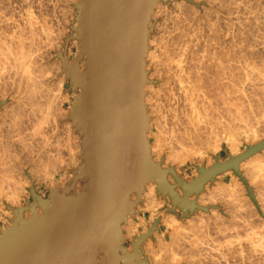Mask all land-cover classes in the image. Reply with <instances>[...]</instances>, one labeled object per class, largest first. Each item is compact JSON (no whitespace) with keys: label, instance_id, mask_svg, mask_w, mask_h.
Returning <instances> with one entry per match:
<instances>
[{"label":"rangeland","instance_id":"rangeland-1","mask_svg":"<svg viewBox=\"0 0 264 264\" xmlns=\"http://www.w3.org/2000/svg\"><path fill=\"white\" fill-rule=\"evenodd\" d=\"M26 1L27 0H0V33H1L0 34V48H1L0 50H2V51H0V55L2 58L6 55H9L10 57H13V55H15L17 57L20 56V53L22 52V50H23V52H25L24 50H27V49H28L27 51L30 50V48H28V45L31 46V44H28V43H29V41L35 39L33 37V33H35L34 35H36V33H37V36L40 34L39 36L41 38L39 36L38 37L40 38L41 44L45 42L47 44L44 43L43 45H46L47 47L44 46V47H46V48H44L43 45L39 44V38L38 37H37L38 41H36L37 39L34 40L38 43L32 41V47L34 46V44H36V45L39 44L40 45L39 47H41L40 49L41 50L43 49L42 50L43 52L40 50L42 53L40 51H39L40 52L39 53L37 51L38 47L36 48L37 50L34 48L36 46L33 47L34 50L31 47V51L32 52L35 51V54H36V52H38L37 55L38 56L40 55V57H41V58L36 57L35 62H37L38 64L35 63L34 64L35 66L34 65L33 66L35 68H38L37 66L39 65L40 69L39 68L38 69L41 70L42 65H43L42 67L47 65V67H46L47 71H45L46 68H44V70H42L40 72L44 73V78L45 77H47V79L49 78L48 79L49 83H47L48 80L46 78L45 79L47 81L43 78L45 81L44 84H47V85L42 84L43 81H41L40 82L41 86H39L38 89H40L41 87L43 89L46 86L45 87L46 89L44 88L45 91L47 90L46 92L44 91L45 93H47L46 95L43 92V90L41 89L42 95H40V96L45 97L44 101L43 100H42V102L40 101V103H43L42 105L46 104L45 101L47 100V95H50L51 94L50 92H53L49 96V97H51L50 98L51 101H49L50 99H48L47 100L48 106L46 105L48 108L50 107V109H53V110H50L52 112L51 113L50 111L48 112L49 109L46 106H45V109L42 107L44 111L42 112V110H41L42 113L39 112L40 115L37 113L38 111L36 112L37 116H36V114L34 116V117H36L34 120L35 122L33 121V119H34L33 116L31 118H29V120L32 119V120H30V121H32L31 123L28 121L27 118H25L27 116H25L26 114H24V113H26L27 111L24 109H23L24 112L22 110H20V116L22 115V117H23V115H24V118L27 119L25 124H24L25 127H28V128H24V130L25 129L27 130V131L25 130L26 135H28L29 132H31V133H29V135L32 134V131H33L32 126L33 125H34V127H33L34 129L38 130V128H40L36 132L33 131V132H35L34 134H36L38 139H36L37 137L34 134L33 135L36 137L35 138L36 140L33 138L34 136L31 135L30 136L31 138L30 137H28V138H30V140L32 139V143L30 145H27V144H29V143H27L26 144L27 146H25V142H28L27 139L25 141L22 138V140L25 142L20 140V138L15 140V138H17V136L18 137H22V136L24 137L25 132L21 131L22 134L24 133V135H22L21 133L18 134L17 131H15V134L17 133L18 135L16 134L17 135L16 137L12 136V138H14V140H15V143H14L11 136H10V139L6 138V137H9L7 135H10L11 133L13 134V132H11L12 130L10 131L9 130L10 128L6 127L5 124H4L5 127L2 126L3 132H4V130H5V132H6V130H8L6 133H8V132H11V133H8V134L4 133V134H6V137H4L5 135L3 134V132H1L2 134L0 133L1 135H4L2 137H4L6 139L5 140L3 138L4 139L3 140L1 137V142L3 144L1 143L2 148L1 147L0 148L3 149L4 152L7 151V152H5V154L11 153L10 155H13V156L10 157V155L8 154L9 156L8 155L7 156L9 159H7L6 156H3V155H5L4 152L0 153V156L1 157L3 156L2 160L7 159L6 161H8V165H6L7 166L6 167L5 164H7V163L4 162V164H3L4 160L0 163L2 165H4L5 169H7L8 166L11 164H12L11 167L12 168L14 167V168L13 169L11 168V173H10V166H9V168L7 169L9 172H6L7 174H5V173L2 174L3 170H5V169L1 168L3 166L0 165L1 170L3 169L2 171H0V175H1L0 178H2V176L4 178V179L2 178V180L0 179L1 180L0 188H3L0 190V195H1L0 196V231H5L7 228H11L12 220L14 219V211L15 210H17L19 208H24V207L30 206L33 203V200H32L31 195H30L31 189H33L35 194H37L39 197H41L44 200H47L49 198L51 191L63 190L66 188V186L70 183L71 179L74 177V172L81 165V161L79 159V157L81 155V152H80L81 151V149H80L81 148V145H80L81 139H80V136L77 135L78 134L77 131L75 132V128L73 126L74 124H71L73 122L70 121L68 118L71 116V111H72L71 110L72 109L71 104L73 102H75V100H76L75 99L76 93H75L74 89L71 88L70 81L66 78L65 74L62 72L61 60L59 59V54H62L65 51L64 46H67L66 55H67L69 63H71L78 55L77 42L73 38L75 37V34H74L75 20H76V18H75V14H76L75 6L79 2V0H42L44 3L41 0H32V1L28 0L27 2ZM180 1H181V3H180ZM190 1H191V3H189L185 0H178L175 2H171V3H166V4L160 3V4H158L159 8H157L158 5L155 7V9L152 13L151 19H150L149 28L151 29V33L149 35L150 36L149 42H153L155 40H156L155 42L162 41L164 38H166L165 40H167V39L168 40L165 42H168L169 45L165 42L164 43H165V45L167 44L169 46L168 49L171 50V49H173V46L175 44L177 46V43L179 42V40L183 39L182 41H180L178 43V46H177L178 48L176 46H174V48L176 51H179V55L180 54L182 55V56L180 55L179 60H183V61H180V63L183 62V63H181L182 64L181 68H182V66H184V68H185L184 75L186 72H187L186 74H188V72H189L188 76L187 75L184 76V78L187 77L189 79V80H187V78H185V83L188 84V82L190 80L191 81L193 80L192 82H194V83L189 82L191 84L189 86H192V88H194V86H196L198 83L199 84L201 83L200 86L202 85L201 86L202 88L199 86V84L197 85V87H198V89H199V87L201 88V90H202L201 93H203L206 96V98L204 95H200L201 94L199 92L200 89L198 91V89H196L197 87H195L196 92L197 93L199 92L198 97L201 96L202 98L204 97L205 99L204 98L199 99L196 96L198 99L195 100V98H196L195 97L194 100L196 102H197V100H198V102H199V100H202V101L205 100L203 102L204 104L201 103V101L199 103L197 102L198 105H200V106H198V105L197 106L200 108L204 106L203 107L204 109L206 108L205 106H207V108H209L211 111L209 109H205V111L208 110V113H207L204 111L203 108H201L205 112V113H203L202 110L200 108H198L202 113L200 111L199 112H200V114H204V115H206V113H207V116H209V117L207 118V116H202L205 118V119H203V121L207 120L208 122H210V120H211V122L213 124H215V126L217 125L216 127L214 126V128H216V129L213 128L214 131L212 130L210 132L209 129L206 128L208 131L207 132L206 130H203L205 128L204 127L205 123L199 124V125L196 123V126L194 127V129L191 127V130L193 132V133L191 132L193 134V136H192L191 133L189 132L190 130L188 131L189 128H187V126H186V125H190V124H186V125L184 124V123H186V121H187V123H189L188 122V116H190L191 112L189 113V111H191V110L189 109L188 105H187L188 107L186 106L187 103L180 100L181 102H179L178 105H176L177 106L176 109H173V108L172 109L175 110V112L180 111V110H178V108H181L182 106L179 107V105H183V103H184L183 108L186 110L187 113H189V115L187 113H185V110L183 108H181L180 113H178V112L175 113V116H173L171 113H169L170 111L167 109V107L170 104L169 103L170 101H168L170 99H168L167 98L168 96H166V94H165V93L169 92V91H167L168 87L166 84H165L166 85L165 87H164V84H163V87H162V84L161 85L158 84V86H156L155 88L153 87V89H152L153 91L150 90L151 92L146 89L147 90L146 96L148 95L147 96L148 100H146V101L148 103L145 104V105H147L148 112L153 111L154 108H152V107L155 104L160 103L159 105H162V106H159V105L154 106L156 113L154 114V111H153L152 112L153 114H151L149 116L151 119V122H149L151 130L148 133L147 138H148V142H149V147H150V149H152V150H150V153H151V158H152L153 162H155L156 164L157 163L160 164L161 168H163V169H166L169 167L173 168L175 170L177 176L186 182H189L193 178L197 177V169L198 168H209L213 164H215L216 159H219L220 161H224L229 156H236V155L242 154L244 151L247 150L248 147L255 146V145L264 141V49H263L264 48V21H263V18H264V0H234V1L232 0V2H230L231 0H229V1L228 0H215V1L214 0L213 1L212 0H190ZM210 1H211V3H210ZM223 1L224 2L226 1V4ZM13 4H14V6H13ZM27 5H29V6H27ZM41 5L44 7H42ZM180 6H181V8H180ZM39 7H41V8L39 9ZM177 7H178V9H177ZM182 7H184V8L182 9ZM26 8H28V10H26ZM187 8H188V10H187ZM246 8H248V10ZM185 9H186V11H185ZM224 9H225V11H224ZM253 10H254V12H253ZM256 10H258V11H256ZM44 11H45V14H44ZM47 12L51 13V14H48ZM165 12H167V14H165ZM231 12L233 14H231ZM26 13H28L29 15ZM32 13H33V16L36 15L37 17L31 16ZM171 13H172V15H171ZM205 13L208 15H206ZM26 15H28L27 17H29L30 20H28L29 18H27ZM177 15L178 16L180 15V16L178 17ZM256 15H258V16L256 17ZM56 16H57V18H56ZM171 16H173L172 19H170ZM204 16H207V17L205 18ZM43 17H45V18L43 19ZM192 17H194V18H192ZM22 18L23 19L25 18L26 22H24L25 20H23ZM218 18H219V20H218ZM238 18H239L240 22L238 21ZM259 18H261V19H259ZM204 19H205V21H204ZM15 20H16L17 24L15 23ZM34 20L37 23H35L33 26ZM37 20L40 21L39 22L40 24H38ZM199 20H201V21H199ZM8 21H9V23H8ZM42 21L44 24H45L44 21H46L50 24L49 25L48 23H46L49 27L47 25L43 26L44 29H46L47 27H48V29H46V30L40 29L43 25ZM171 21L173 22V24ZM208 21H210V22L212 21V22L207 23ZM160 22H162V23H160ZM165 22H167V24H165ZM29 23H31V24H29ZM7 24H9V25H7ZM168 24L172 25V27L169 26ZM190 25H191V27H190ZM197 25H198V27H197ZM207 26H208L209 30H208ZM22 27L23 28L26 27V28L23 29ZM211 27L213 30L211 29ZM185 28H186V30H185ZM36 29H38V30H36ZM176 29H177V31H173ZM214 29H216V30H214ZM32 30H34L35 32L33 31V33H31ZM42 30H43V32H42ZM188 30L190 32H188ZM21 31H22V36H21ZM25 31L27 32V36H26ZM170 31H172L173 34H172V32L170 33ZM23 32L25 33L24 35H23ZM165 32H167L168 34ZM178 32H179V35H178ZM216 32H218V34ZM17 33L21 36V37L19 36V39H21L22 41H19V42L20 43L22 42V44H21L22 48H21V45L18 48V45L20 43L17 40V38H18ZM28 33H31L32 34L31 37H33L34 39L32 38L30 40V34H28ZM59 33H62V34H59ZM43 34H44V36H43ZM165 34H166V37H165ZM175 34L177 36H174ZM193 34H194V36H193ZM46 35H48V36H46ZM25 36L29 37L28 38L29 40ZM157 36L161 40H159L157 38ZM160 36L163 37V39ZM186 36H187V38H186ZM170 37H172L173 39ZM182 37H184V38H182ZM22 38L27 40V43ZM47 38H48V40H47ZM153 38L155 40H153ZM169 38H170V40H169ZM12 39L15 40V42H13ZM41 39H42V41L44 40V42H42ZM3 40L6 42H4ZM45 40H47V42ZM66 40H67V43H66ZM11 41H12V43L10 44ZM170 41H172V42H170ZM23 42L25 43V45L28 44L27 47L23 44ZM155 42L153 45H151L152 43L149 44L150 51H155V49L153 50V48L157 49ZM190 42H192V43H190ZM4 43H7V44L4 46ZM13 43L15 45H13ZM16 43H17V45H16ZM171 43H173L172 44L173 46H171ZM9 44H10V47H9ZM49 44H50V47L48 46ZM185 44H188V45H185ZM179 45H180L181 49H179ZM184 45H185V47H184ZM200 45H203V46L201 47ZM23 47H24V49H23ZM170 47H172V48H170ZM188 47H190V48H188ZM6 48L9 50L8 52H7ZM10 48H11V50L13 49L14 51H11ZM16 48H18L20 50H18ZM177 49H179V50H177ZM187 49H189V50H187ZM214 49L215 50L217 49V50L215 51ZM45 50H46V54L48 53L47 56H45L46 55L44 53ZM213 50H214V52L212 53ZM1 52L5 53V54H3V53L1 54ZM194 52H195V54H194ZM190 53H192V54H190ZM195 55L199 58H197ZM205 56H206V58H208V60L206 58H204ZM207 56H209V57H207ZM215 56H216V59H215ZM220 56H221V58H220ZM181 57H182V59H181ZM183 57L186 59L184 60ZM2 58H1V60H2L1 63L4 64L5 62L3 63V60L5 59V57H4V59H2ZM213 58L215 60H213ZM6 59H8V56ZM14 59L12 58L9 61L6 60V63L4 66H2V64L0 63L1 64L0 66L5 67L6 71H9L11 68H9V70H7L8 67H12V64L14 65V63H16L14 61H17ZM37 59H38V61L39 60H41V61L38 62ZM202 59H204V60H202ZM43 60H44V63L42 64ZM201 60H202V62H201ZM146 61H147V66H146L147 76L150 74H153L152 80L156 79L158 81L159 76L157 77L156 75H154V73H155L154 67L152 66L151 63H148V62H150V60L146 59ZM193 61L194 62L196 61L197 63L196 62L194 63ZM198 61H200V62H198ZM202 63L204 64L203 66H202ZM219 63L222 64V66H220ZM36 64H37V66H36ZM40 64H41V66H40ZM8 65H10V66H8ZM196 65H199V67H197ZM208 65L210 68L208 67ZM81 66H82V63L80 64V67ZM204 66L205 67L207 66L208 68L206 67L204 69L203 68ZM219 66L223 70H221L220 68L217 69V67H219ZM196 67L198 68V70ZM201 68H203V69L201 70ZM49 69H50V71H49ZM190 69H192V70H190ZM11 70L9 71L10 73H11ZM14 70H12V73H11V75L13 74V76L15 75ZM33 70H34L33 71L34 73L37 72L36 69L33 68ZM35 70H36V72H35ZM205 70H206V73H205ZM216 70L217 71L219 70V72L221 74L218 73ZM198 73H201L202 75L199 74V76H198ZM37 74L38 73H36V75ZM196 74H197V76H196ZM6 75H8V74H6ZM9 75L4 76V78H6V80H8V84L12 83V81L9 82L10 80L14 81L15 78H17V77H15L12 79V76L10 75L11 76V78H10ZM190 75H191V77H190ZM217 75L219 77H217ZM193 76H196V77H193ZM209 76L211 78H209ZM221 76H223V77H221ZM39 77L42 78V74ZM192 77H193V79H192ZM206 77H208V78H206ZM220 77L222 79H220ZM0 78H1V76H0ZM58 78L63 80V84H62V87L60 88L59 92H57L58 88L56 86V82H57ZM203 78H205V79H203ZM198 79L200 82L197 81ZM211 79H212V82H211ZM0 80H1L0 81V83H1L0 84V96H1L0 97V104L3 100H5L7 98L11 99L13 97L16 99H13L14 100V102L12 101L13 104L11 102V104H8L7 107H9V105L10 106H12V105L14 106V104L16 105L17 96L15 97V95L18 94L17 93L18 88L15 86H17V84H16L17 80L15 82H13L16 85L12 83L13 84V85L11 84L12 86L9 84L10 87L7 86L8 84L5 85L7 83V81L5 79H0ZM186 80H187V82H186ZM216 80H218V81H216ZM5 81H6V83H5ZM18 81H19V79H18ZM201 81H203V82H201ZM220 81L222 83H219ZM195 82L196 83L198 82V83L195 85ZM202 83H204V84H202ZM207 83L208 84L210 83V84L208 85ZM219 84H221V85H219ZM4 85L6 86V88H8V90L6 88H4L5 87ZM149 85H150V83H149ZM210 86H213L215 88L210 87ZM187 87H188V85H187ZM3 88L6 90H4ZM9 89H10V91H9ZM14 89L17 90V91L15 90L16 93L13 91ZM161 89H162V92H160ZM203 89H204V91H203ZM215 89H216V91H215ZM218 89L219 90L221 89L222 92L219 91ZM158 90H159L160 94L161 93L163 94L165 92L163 94V96L165 95V99H163V96H161L158 93ZM5 91H6V93H8L7 91H9V93L5 94L4 93ZM43 93H44V95H43ZM210 93H212V95ZM221 93H223V94H221ZM158 94L161 97L160 96L158 97L157 96ZM219 94H220V97H219ZM2 95H5L3 97H6V98H3ZM167 95H168V93H167ZM195 95H197V94L195 93L193 96H195ZM207 96L209 99L207 98ZM211 96L213 99L211 98ZM217 96H218V98H217ZM223 96H225V97H223ZM227 96H228V98H226ZM154 97H157V98H154ZM39 98H41V97H39ZM41 99H43V98H41ZM52 99L54 101H52ZM166 99H168V100H166ZM214 99H216V100L214 101ZM225 99L228 101L226 102ZM162 100H163V102L161 104ZM164 100H166V102H164ZM158 101H159V103H157ZM211 101H213L214 103ZM222 101H225L224 103H226V104L224 105L222 103ZM50 102H51V104H50ZM171 103H173V101ZM208 104H210L209 105L210 107L214 106V109H213V107L210 108L208 106ZM220 104H222V105H220ZM230 104H231V106H230ZM226 105H228L227 106L228 108L225 107ZM185 106H186V108H185ZM215 106H217V107H215ZM157 107L158 108L164 107V108H161L160 112L157 113V110H156ZM165 107H166V109H165ZM170 107H171V105H170ZM13 108H15V107H13ZM162 109L163 110L165 109L164 115H166L167 117L164 115H163V118H161L162 116L159 117V114H161V113L163 114ZM187 109H189V110H187ZM215 109H217V110H215ZM226 109H227V111H226ZM228 109L230 111H233V112H229ZM10 110L12 111V108H10V109L7 108L5 110L4 108H1V106H0V116L4 115V116H2L3 118L2 117L1 118L4 119L6 117V115L8 116ZM222 110L224 111L223 113L225 115L222 113ZM45 111H46V113H45ZM54 111L56 114L54 113ZM218 111H220V112H218ZM216 112L218 115L216 114ZM225 112L227 113V115ZM21 113H23V114H21ZM59 113H61V114H59ZM166 113L171 114L173 116V119H175L174 117H177V119H175V121H171V120H173V119H171L172 116H170L169 114L167 115ZM181 113L187 114L188 116L184 115V118H183ZM228 113H230L231 115H229ZM180 114H181V116H179ZM10 115H11V113H10ZM210 115L211 116L214 115L215 117L214 116L211 117ZM44 116H46L47 118ZM168 116L170 118H168ZM185 116H187V117H185ZM225 116H226V118H225ZM43 117L46 119V121H44L45 119ZM49 118H50V120H49ZM155 118H157V120L159 119L160 122L162 120V122L161 123L159 121L156 122ZM182 118L184 120H186V119L187 120L181 122L180 120H182ZM230 118H233V119H230ZM5 119H7V118H5ZM25 119H22V120L25 121ZM39 119L41 120L40 122H39ZM163 119H164V121H163ZM169 119H171V120L169 121ZM1 120H0V125L3 124L2 122L4 121L3 120L1 122ZM27 121L29 123H27ZM42 121H44V124ZM165 121H166V123L168 122V124L170 122H172L173 125L171 123L169 124V125H172V127H176L175 123L177 125L179 123H182L184 128L186 126L187 132H189V133H186L185 132L186 129H184V134L191 136V137L190 138L186 137L187 138V141H186V139L184 138L185 135L182 136L183 135L182 124H180L181 125L180 128H177V129L173 128L174 132L176 130V132L180 133V134H177V133L175 134L172 131L171 127L168 125V127H170V128L164 127V129H165L164 135L165 136H163V135L161 136L160 135L161 133L159 131L162 130L163 128L162 129L160 128L159 131H157V130H158V127L160 126V124H162V123L164 124ZM201 121H202V119H201ZM225 121L226 122L228 121V124L230 126ZM32 123H33V125H32ZM37 123L38 124L41 123L40 126ZM154 123H155V126H154ZM156 123L159 125H156ZM35 125H37V128H35ZM180 125H178V126H180ZM200 125L201 126L203 125V126L200 127ZM156 126H158V127H156ZM164 126H165V124H164ZM198 126L203 130V132L205 131L204 132L205 134H203L202 130L201 129L199 130V128H197V130L200 131L202 134L199 132V134H200L199 135V134H197L198 132L197 133L195 132V130H196L195 128ZM224 126H226V127H224ZM227 126H229V127H227ZM188 127H190V126H188ZM217 127H219V128H217ZM29 129H30V131H29ZM168 129H170L172 132ZM178 129L179 130L181 129L182 131L181 130L179 131ZM215 130H217V131H215ZM156 131L159 133L157 134ZM167 131L174 133L176 136L168 133L170 135V137H167L166 136V135H168ZM162 132H163V130H162ZM181 132H182V134H181ZM206 132L208 134H206ZM38 133H40V134L37 135ZM73 133H75V134H73ZM209 133L212 136L209 135ZM212 133L213 134L215 133V134L213 135ZM15 134H13V135H15ZM194 135H196V136L194 137ZM172 136L175 138H172ZM42 137H43V139H42ZM44 137L48 138L49 140L48 139L46 140V138L44 139ZM176 137H178L177 139H179V137H180V139H182V140L179 139L180 140L179 144L176 141ZM25 138H27V136L24 137V139ZM157 138H159V139H157ZM163 138L165 140L172 138L171 139L172 143L174 142L175 145L178 144V145H176L177 150H179V148H180L182 151L179 150V152H178L176 150V152H175V150L172 148L174 146V144L171 143V140L169 139L170 140L169 143L173 145L172 147L168 146V143H166ZM183 138L185 139V141L183 140ZM174 139H175L176 143H175V141H173ZM17 140H19V141H17ZM34 140H35V142L33 143ZM37 140H39V141L36 142ZM154 140H156V141H154ZM157 140H159L158 145H157ZM6 141H8V144L10 143L14 147L11 146L10 144L8 145ZM198 141H199V143H198ZM20 142L24 143L23 145L25 146V149L22 148L24 146L20 147V145H19ZM41 142H43V143H41ZM49 142H50V144H49ZM164 142L166 143V146H165ZM180 142H184L183 143L184 146H179L180 144L182 145V143H180ZM185 142L186 143L188 142V143L186 144ZM4 143L7 146H5ZM17 143H18V145H17ZM41 144H43V146L46 147L45 149H47L46 153L44 152V154H43V150H45V149H44V147L40 146ZM46 144L49 147L50 146L51 147L49 148L48 146H45ZM31 145H34V146H31ZM4 146L6 149L4 148ZM16 146H17V148H15ZM156 146H158V147L156 148ZM167 146L169 147L168 149L166 148ZM193 146H195V148ZM26 147H28V148L31 147L30 148L31 150H29V149L27 150ZM52 147H54V148H52ZM185 147L186 148L189 147V148H187L188 150H186V151H185V149L183 150V148H185ZM8 148L10 149L9 150L10 152L8 151ZM161 148H163V149H161ZM171 148L173 151L171 150ZM13 149H14V151H13ZM3 150H1L0 152H2ZM77 150H78V152H77ZM159 150L162 153L159 152ZM32 151L33 152L35 151V153H36V154L33 153L34 156H32V157H34V158L30 157ZM154 151H155V153H154ZM183 151L185 152L184 154H186L188 151V153H187L188 157H186L184 155L183 157H181V159L179 161L173 162V163L170 160L167 161L168 157H166V156H168V155L170 156L173 152L177 153L178 155L181 152L180 155L182 156ZM13 152H15V153H13ZM47 152H50V154ZM175 153H173V154H175ZM46 154L47 155L49 154V158H50V155L52 156L51 160H49L50 163L49 162L44 163V161H43V159L45 160L46 158H47L46 160H48V156L44 158V156ZM56 154H58V156ZM40 155H41L42 159H41ZM42 155H44V156H42ZM257 155H260V156L257 157ZM1 157H0V161H1ZM13 157H14V159H16L15 162H14ZM73 157H74V159H73ZM37 158L41 159L42 163ZM251 158L253 160L252 159H248V160H251L252 162L246 160L245 162H243L244 165H242L243 163H241L239 165V171H240L243 179L245 180L247 187L250 189V191H252L251 192L252 198L249 195L245 184L232 171L227 172L221 176H218L215 179V181H213L212 183L206 184L204 186V189L202 192H200L198 195H193L191 197V200L195 201L199 206L208 208L207 212H203V211L198 210V211H195L192 214H190L188 217L183 218L182 214L177 211L176 214H165L162 217V220L158 226L159 232L153 233L152 237L149 238L142 246L144 257L146 258V260L150 264H192V263L193 264H264V150L262 152L256 154L255 156L251 157ZM9 162L11 164H9ZM39 162H40V164H39ZM48 163L51 165H49ZM164 163H167V164H165L166 166H164ZM42 165L44 166V168H42L43 167ZM48 165L52 166V167L49 168ZM22 166H24V167H22ZM34 166H37V167H34ZM53 166H56V167H53ZM241 166H242V168H241ZM39 167L41 168V170ZM253 167L254 168L256 167L255 168L256 170H254ZM45 168H47V172L44 171ZM251 168H252V172L254 171L252 174H251ZM55 169H56V171H55ZM7 170H5V171H7ZM249 171H250V173H249ZM42 172H43V176H42ZM44 174H45V176H44ZM253 174H254V177H252ZM9 177L11 180H9ZM11 177H14V178H11ZM17 177L20 179H18ZM168 178H167L168 181L171 180V182L169 181V183L174 186V181L170 177H168ZM7 180H9V181H7ZM13 181L15 184L13 183ZM2 182L5 184H3ZM2 184H3V186H2ZM7 184L10 186V188ZM19 184H20V186H18ZM23 184H25V185H23ZM155 187L156 186L153 183L146 185L144 193L142 195V201L138 206V210L136 211L134 217L129 219L130 223L128 222V224L125 225L123 228V241H124L123 246L126 247L129 252H130V249L132 247L131 246L132 241L136 240L138 236L146 233L147 228L149 226H151V224L154 222V220L158 216H161L164 213H166V211L171 207L169 204L168 198L166 200H164L160 196L157 195ZM81 188H82V185L77 184L75 187L76 192H80ZM16 189H17V191H16ZM150 189H152V194H154V195L148 196V191ZM16 192H17V194H16ZM176 192L180 196H182V193L179 189H176ZM214 192H217V193L221 192L222 194L215 196L216 193L214 194ZM11 193H13V194L11 195ZM227 193H229V194H227ZM15 195L17 198L15 201H13L15 199ZM151 197L154 198L153 203H152V201H150ZM134 199H135V197L132 198V200H134ZM6 200H8V201H6ZM13 202H15V203H13ZM146 206H149L150 208H148ZM29 215H30L29 213L24 214L25 218H27ZM175 215H178V216L175 217ZM169 221L171 222V224L169 223ZM180 228H182V229L180 230ZM174 236H176L175 239H174ZM195 242L197 243V245ZM193 245H196V247ZM199 247L201 248V250L199 249ZM193 249H194V251H193ZM190 250H191V252H190ZM194 256H196V257H194ZM196 259H197V261H196ZM189 261H191V262H189Z\"/></svg>","mask_w":264,"mask_h":264},{"label":"water","instance_id":"water-1","mask_svg":"<svg viewBox=\"0 0 264 264\" xmlns=\"http://www.w3.org/2000/svg\"><path fill=\"white\" fill-rule=\"evenodd\" d=\"M160 1L178 0L76 4L73 39L78 55L69 63L64 46L59 59L76 93L69 120L82 139L81 165L66 188L51 191L47 200L31 189L33 203L15 210L11 228L0 231V264H149L142 246L159 232L162 217L177 211L183 218L207 212L191 197L218 176L232 171L252 198L239 165L262 152L264 141L224 161L216 159L209 168H198L189 182L151 158L143 88L150 83L145 62L150 19ZM152 183L171 207L132 241L129 252L121 227L134 217L146 185ZM77 184L82 185L80 192ZM25 213L30 215L25 218Z\"/></svg>","mask_w":264,"mask_h":264},{"label":"bare ground","instance_id":"bare-ground-1","mask_svg":"<svg viewBox=\"0 0 264 264\" xmlns=\"http://www.w3.org/2000/svg\"><path fill=\"white\" fill-rule=\"evenodd\" d=\"M27 1H28V0H27ZM27 1H26V2H27ZM31 1H32V0H31ZM41 1H42V0H41ZM212 1H213V0H212ZM214 1H215V0H214ZM228 1H229V0H228ZM233 1H234V0H233ZM21 2H22V1H21ZM23 2H24V1H23ZM38 2H39V1H38ZM42 2H43V1H42ZM56 2H57V1H56ZM76 2H77V1H76ZM217 2H218V1H217ZM221 2H222V1H221ZM223 2H224V1H223ZM230 2H232V0H231ZM43 3H44V2H43ZM62 3H63V2H62ZM160 3H163V2L160 1L159 3H157V5L160 4ZM180 3H181V1H180ZM182 3H183V2H182ZM210 3H211V1H210ZM212 3H213V2H212ZM214 3H215V2H214ZM224 3L226 4V1H225ZM227 3H228V2H227ZM239 3H240V2H239ZM253 3H254V2H253ZM23 4H24V3H23ZM41 4H42V3H41ZM51 4H52V3H51ZM53 4H54V3H53ZM56 4H57V3H56ZM59 4H60V3H59ZM163 4H164V3H163ZM172 4H173V3H172ZM230 4H231V3H230ZM235 4H236V3H235ZM240 4H241V3H240ZM10 5H11V4H10ZM31 5H32V4H31ZM157 5H156V6H157ZM176 5H177V4H176ZM191 5H192V4H191ZM249 5H250V4H249ZM13 6H14V4H13ZM27 6H29V5H27ZM41 6H42V5H41ZM160 6H161V5H160ZM182 6H183V5H182ZM194 6H195V5H194ZM224 6H225V5H224ZM230 6H231V5H230ZM247 6H248V5H247ZM8 7H9V6H8ZM19 7H20V6H19ZM42 7H44V6H42ZM46 7H47V6H46ZM53 7H54V6H53ZM184 7H185V6H184ZM184 7H182V9H183ZM218 7H219V6H218ZM258 7H259V6H258ZM262 7H263V6H262ZM40 8H41V7H39V9H40ZM50 8H51V7H50ZM55 8H56V7H55ZM157 8H159V5H158ZM157 8H156V9H157ZM161 8H162V7H161ZM180 8H181V6H180ZM199 8H200V7H199ZM237 8H238V7H237ZM30 9H31V8H30ZM59 9H60V8H59ZM61 9H62V8H61ZM164 9H165V8H164ZM177 9H178V7H177ZM203 9H204V8H203ZM218 9H219V8H218ZM220 9H221V8H220ZM246 9L248 10V8H246ZM26 10H28V8H26ZM53 10H54V9H53ZM159 10H160V9H159ZM187 10H188V8H187ZM19 11H20V10H19ZM22 11H23V10H22ZM30 11H31V10H30ZM50 11H51V10H50ZM185 11H186V9H185ZM224 11H225V9H224ZM224 11H223V12H224ZM237 11H238V10H237ZM249 11H250V10H249ZM251 11H252V10H251ZM256 11H258V10H256ZM262 11H263V10H262ZM20 12H21V11H20ZM26 12H27V11H26ZM28 12H29V11H28ZM31 12H32V11H31ZM52 12H53V11H52ZM178 12H179V11H178ZM182 12H183V11H182ZM253 12H254V10H253ZM23 13H24V12H23ZM41 13H42V12H41ZM47 13H48V12H47ZM65 13H66V12H65ZM185 13H186V12H185ZM211 13H212V12H211ZM26 14H28V13H26ZM44 14H45V11H44ZM48 14H51V13H48ZM165 14H167V12H165ZM169 14H170V13H169ZM205 14H206V13H205ZM231 14H233V13L231 12ZM250 14H251V13H250ZM8 15H9V14H8ZM28 15H29V14H28ZM28 15H26V17H27ZM30 15H31V14H30ZM53 15H54V14H53ZM171 15H172V13H171ZM189 15H190V14H189ZM206 15H208V14H206ZM234 15H235V14H234ZM248 15H249V14H248ZM248 15H247V16H248ZM10 16H11V15H10ZM31 16H33V13H32ZM35 16H36V15H35ZM35 16H33V17H35ZM177 16H178V15H177ZM179 16H180V15H179ZM179 16H178V17H179ZM254 16H255V15H254ZM257 16H258V15H256V17H257ZM22 17H23V16H22ZM36 17H37V16H36ZM172 17H173V16H171L170 19H172ZM178 17H177V18H178ZM185 17H186V16H185ZM194 17H195V16H194ZM194 17H192V18H194ZM204 17L206 18L207 16H204ZM215 17H216V16H215ZM251 17H252V16H251ZM9 18H10V17H9ZM13 18H14V17H13ZM27 18H29V17H27ZM44 18H45V17H43V19H44ZM56 18H57V16H56ZM63 18H64V17H63ZM166 18H167V17H166ZM183 18H184V17H183ZM22 19H23V18H22ZM33 19H34V18H33ZM37 19H38V18H37ZM64 19H65V18H64ZM179 19H180V18H179ZM221 19H222V18H221ZM250 19H251V18H250ZM255 19H256V18H255ZM259 19H261V18H259ZM259 19H258V20H259ZM23 20H25L24 22H26V19H25V18H24ZM28 20H30V18H29ZM62 20H63V19H62ZM65 20H66V19H65ZM212 20H213V19H212ZM218 20H219V18H218ZM240 20H241V19H240ZM244 20H245V19H244ZM1 21H2V20H1ZM20 21H21V20H20ZM34 21H35V20H34ZM34 21H33V26H34L35 23H37L36 21H35V22H34ZM37 21H38V20H37ZM163 21H164V20H163ZM178 21H179V20H178ZM183 21H184V20H183ZM189 21H190V20H189ZM199 21H201V20H199ZM204 21H205V19H204ZM238 21H239V18H238ZM260 21H261V20H260ZM263 21H264V18H263ZM12 22H13V21H12ZM24 22H23V23H24ZM39 22H40V21H38V24H40ZM44 22H45V24H44L43 21H42V24H43V25H42V27H41L40 29L46 30V29H48L49 26L46 24V23H48V22H46V21H44ZM171 22H172V21H171ZM209 22H210V21H208L207 23H209ZM211 22H212V21H211ZM211 22H210V23H211ZM239 22H240V21H239ZM241 22H242V21H241ZM250 22H251V21H250ZM256 22H257V21H256ZM8 23H9V21H8ZM15 23H16V20H15ZM160 23H162V22H160ZM181 23H182V22H181ZM181 23H180V24H181ZM186 23H187V22H186ZM194 23H195V22H194ZM222 23H223V22H222ZM260 23H261V22H260ZM16 24H17V23H16ZM29 24H31V23H29ZM48 24H49V23H48ZM52 24H53V23H52ZM165 24H167V22H165ZM172 24H173V22H172ZM205 24H206V23H205ZM225 24H226V23H225ZM243 24H244V23H243ZM7 25H9V24H7ZM18 25H19V24H18ZM45 25L48 26L46 29H44V27H43V26H45ZM49 25H50V24H49ZM168 25H169V24H168ZM175 25H176V24H175ZM186 25H187V24H186ZM212 25H213V24H212ZM255 25H256V24H255ZM258 25H259V24H258ZM23 26H24V25H23ZM54 26H55V25H54ZM57 26H58V25H57ZM169 26L172 27V25H169ZM169 26H168V27H169ZM179 26H180V25H179ZM179 26H178V27H179ZM210 26H211V25H210ZM237 26H238V25H237ZM241 26H242V25H241ZM26 27H27V26H26ZM26 27H25V28H26ZM160 27H161V26H160ZM174 27H175V26H174ZM180 27H181V26H180ZM184 27H185V26H184ZM190 27H191V25H190ZM197 27H198V25H197ZM238 27H239V26H238ZM22 28H23V27H22ZM25 28H23V29H25ZM28 28H29V27H28ZM186 28H187V27H186ZM186 28H185V30H186ZM207 28H208V26H207ZM225 28H226V27H225ZM29 29H30V28H29ZM40 29H39V30H40ZM172 29H173V28H172ZM177 29H178V28H177ZM177 29H176V30H173V31H177ZM180 29H181V28H180ZM183 29H184V28H183ZM187 29H188V28H187ZM211 29H212V27H211ZM1 30H2V29H1ZM20 30H21V29H20ZM20 30H19V31H20ZM36 30H38V29H36ZM43 30H42V32H43ZM168 30H169V29H168ZM168 30H167V31H168ZM181 30H182V29H181ZM206 30H207V29H206ZM208 30H209V28H208ZM212 30H213V29H212ZM214 30H216V29H214ZM219 30H220V29H219ZM23 31H24V30H23ZM29 31H30V30H29ZM33 31H34V30H32L31 33H33ZM59 31H60V30H59ZM59 31H58V32H59ZM159 31H160V30H159ZM179 31H180V30H179ZM258 31H259V30H258ZM25 32H26V31H25ZM34 32H35V31H34ZM58 32H57V33H58ZM171 32H172V31H170V33H171ZM181 32H182V31H181ZM188 32H190V31L188 30ZM221 32H222V31H221ZM259 32H260V31H259ZM262 32H263V31H262ZM31 33H28V34H30V40H31L33 37H34L35 39H37V37L40 35V34H39V35L37 36V33H36V35H34L35 33H33V37H31V35H32ZM39 33H40V32H39ZM44 33H45V32H44ZM159 33H160V32H159ZM161 33H162V32H161ZM165 33H167V32H165ZM176 33H177V32H176ZM183 33H184V32H183ZM183 33H182V34H183ZM194 33H195V32H194ZM213 33H214V32H213ZM216 33L218 34V32H216ZM216 33H215V34H216ZM0 34H1V33H0ZM17 34H18V33H17ZM24 34H25V33L23 32V35H24ZM59 34H62V33H59ZM167 34H168V33H167ZM172 34H173V32H172ZM172 34H171V35H172ZM195 34H196V33H195ZM15 35H16V34H15ZM41 35H42V34H41ZM178 35H179V32H178ZM187 35H188V34H187ZM189 35H190V34H189ZM16 36H17V35H16ZM16 36H15V37H16ZM19 36H20V35L18 34V38H17L18 42H19V41H22L21 39H19ZM21 36H22V31H21ZM21 36H20V37H21ZM26 36H27V32H26ZM26 36H25V37H26ZM43 36H44V34H43ZM46 36H48V35H46ZM161 36H162V35H161ZM161 36H160V37H161ZM174 36H177V35L175 34ZM193 36H194V34H193ZM39 37H40V36H39ZM39 37H38V38H39ZM165 37H166V34H165ZM178 37H179V36H178ZM197 37H198V36H197ZM214 37H215V36H214ZM5 38H6V37H5ZM9 38H10V37H9ZM26 38L28 39L29 37H26ZM34 38H33V39H34ZM40 38H41V37H40ZM40 38H39V44H40V45H43L45 42H44V40L42 41V39H41V41L44 42V43L41 44V42H40ZM45 38H46V37H45ZM149 38H150V36L148 37V42H147V53H146V55H145V62H146V66H147V61H146V59H149V60H150V62H148V63H151L152 66L154 67V71H155L154 75H156L157 77L159 76V80H158V81H157L156 79H155L156 81H155V80H152V79H153V78H152V75H153V74H150V75L147 76V80L150 82V85H149V84H148V85H145L144 88H143V91H144V94H145V97H144V103H145V104L148 103V102L146 101V100H148V97H147L148 95L146 96V91H147V90H148V91H150V90L153 91V90H152L153 87L155 88L156 86H158V84H160V85L162 84V87H163V84H164V87L167 85V87H168L167 91H169V92H167L168 95H167V93L164 92L165 90L163 91V92L166 94V96H168L167 98L170 99V100L166 99V100L170 101V102H169L170 104H169L168 107H167V109H168L170 112H169L168 110H167V111H168L169 113H171L173 116H175V113H177V112L180 113L181 108L184 107V106H183V105H184L183 102H185V103H187L186 106L188 105V106H189V109L191 110V111H189V113H190V112H191V113H190V116H188L189 113H187L186 110L183 108V109L185 110V113H187L188 115H187V114H183L184 112L181 113V114H182L183 118H184V115H187V116H188V122H189V123H187V121H186L187 119H186V118H185L186 120H184V119L182 118V120H180V121H181V122L186 121V123H184L185 125H186V124H190V125H186L187 128H189L188 131L190 130L189 132L191 133V132H192L191 127L194 129V127L196 126V123H197L198 125H199V124H203V123H205V124H204V125H205V126H204L205 128L203 127V128H204L203 130H206V131H207V129H209V131L211 132V131L213 130L215 124H213V123L211 122V120H210V122H208L207 120L203 121V119H205V118L202 117V116H207L208 110L205 111V109H209V108H207V106H205V107H206L205 109L203 108L204 106L201 107V108L204 109L205 112H207L206 115H204V114H200L201 111L198 109V108H200V107H198V106H200V105H198V103H199L200 101H201V103H203L205 100H203V101H202V100H199V102H198V100H197L198 103L195 101V100L198 99V98H199V99H203V98H204V97L202 98L201 96L198 97V95H199L198 93H199V92L201 93V91H202V90H201V88H202L201 86H202V85L200 86L201 83L199 84V83L197 82V83L199 84V86L201 87V88L199 87V89H200V91H199V89H198V87H197L198 84H197L196 82H195V85H196V84H197V85L194 86V88H192V86H189V85H191L189 82H192L193 80H192V81L190 80V81L188 82V84L185 83V78H187V77L184 78V76H185V75L188 76V75H189V72H188V74H186V73H187V72H186L185 75H184V70H185V68H184V66H182V68H181V65H182L181 63H183V62L180 63V61H183V60H179V59H180L179 57H180L181 54L179 55V51H176L175 48H174V46H176V44L174 43L175 45L173 46V45H172L173 43H171V46H173V49H174V50L171 49V50H172V51H171L170 49H168V47H169V46H168V45H169L168 42H165V41H167L168 39L165 40L166 38L163 39V37H161L164 41L162 40V41H157V42H155L156 40L153 38V40H155V41H153V42H149ZM157 38H158V36H157ZM170 38H172V37H170ZM170 38H169V40H170ZM175 38H176V37H175ZM179 38H180V37H179ZM182 38H184V37H182ZM186 38H187V36H186ZM15 39H16V38H15ZM22 39L25 40L24 38H22ZM35 39H34V40H35ZM158 39H159V38H158ZM172 39H173V38H172ZM191 39H192V38H191ZM191 39H190V40H191ZM198 39H199V38H198ZM214 39H215V38H214ZM28 40H29V39H28ZM34 40L29 41L28 44H31V46L28 45V44L25 45V43L23 42V44H24L26 47H27V45H28V48H30V50H29V51H27L28 49H27V50H24L25 52H23V50H22V52L20 53V56L17 57V56H15V55H13V54H12L13 57H10L9 55L4 56L5 59H6L7 56H8V59H6V60H8V61L11 60L12 58L14 59V58L16 57V58L14 59V60H17V61H14V62H16V63H14V65L12 64V67H8V69H7V70H9V68H11L12 70L15 69V70H14V72H15V73H14V74H15L14 76H13V74L11 75V73H12V70H11V69H10V70H11V73H10V72H9L10 70H9V71H6V68H5V67H1V66H0V67L2 68V69L0 68V72H1V73H0V74H1V75H0V76H1L0 79H5V80H6V78H4V76H8L9 74L12 76V79L15 78V77H17V78H15L14 81H13V80H10L9 78H8V79L10 80L9 82L12 81V83L15 82V81L17 80V81H16L17 86H15V87L18 88V91L16 90L17 88L14 89L13 91L15 92V90H16L17 93L19 94V95H18V94L15 95V97L17 96V103H16V105H15V104H14V106L12 105V106L15 107V108H13V107L10 106V105H9V107H7V106H8V104H11L12 101L14 102L13 99H16V98H13V97H12L11 99H10V98H7V99H5V100H3V101L1 102V108H4L5 110H6L7 108H9V109L12 108V111H11V110H10V112L8 111V112H9V115H8V116L6 115V117H5V118H7V119H5V118L2 119V118H3L2 116H4V115L0 116V120L2 119L1 122L4 120V121L2 122L3 124L0 125V127H1V128H0V133L3 132V130H2L3 127H2V126H4V124H5L6 127L10 128V129H9L10 131L12 130L11 132H13V134H15V131H17L18 134H20V133L22 134L21 131L25 132L26 129L24 130V128H28V127H25V125H24L25 122H26V120L28 119V121L31 123L32 121H30V120H32V119L29 120V118H31L32 116L34 117L37 111H38V112H37L38 114H39V112L42 113V112L44 111L43 108L45 109V106L48 104V101H47V100L51 98V97H49V96L53 93V92H50L51 94H50V95H47V100L45 101V103H46L45 105H42L43 103H40V101H41V102H42V100L44 101L45 97H44V96H40V95H42V91H41L42 87H41L40 89H38V87L41 86V85H40V82H41V81H43L42 84H44V83H45L44 79H45V78L47 79V77L44 78V73H43V72L41 73L40 71L44 70V68H46L47 65L45 64L46 66L42 67L43 65L41 66V64H40V66H41V70H39L40 67H39V65L37 66L38 63L35 62V61H36V57L41 58L40 55H39V56L37 55L38 52L41 50V49H40L41 47H39V46H40L39 44H38V45L34 44V46H36V47H34V46H33V47H34L35 49L38 47V48H37L38 50L36 49L38 52H36V54H35V51L32 52V51H31V47H32V41H34ZM47 40H48V38H47ZM47 40H45V41L47 42ZM49 40H50V39H49ZM159 40H161V39H159ZM176 40H177V39H176ZM182 40H183V39H182ZM182 40H179V42L182 41ZM196 40H197V39H196ZM196 40H195V41H196ZM217 40H218V39H217ZM3 41H4V40H3ZM3 41H2V42H3ZM7 41H8V40H7ZM12 41L15 42V40H13V39H12ZM12 41L10 42V44L12 43ZM25 41H26V43H27V40H25ZM36 41H38V39H37ZM36 41H34V42H36ZM69 41H70V40H69ZM4 42H6V41H4ZM18 42H17V43H18ZM34 42H33V43H34ZM154 42L156 43L155 45L157 46V49H156V48H153V50L155 49V51H150V46H149V44L152 43L151 45H153ZM164 42L167 43L168 45H167V44L165 45ZM170 42H172V41H170ZM176 42H177V41H176ZM179 42H178V43H179ZM193 42H194V41H193ZM218 42H219V41H218ZM17 43H16V45H17ZM19 43H20V42H19ZM36 43H38V42H36ZM178 43H177V46H178ZM190 43H192V42H190ZM198 43H199V42H198ZM216 43H217V42H216ZM219 43H220V42H219ZM6 44H7V43H4V46H5ZM10 44H9V47H10ZM21 44H22V42L18 45V48L20 47ZM45 44H47V43H45ZM183 44H184V43H183ZM13 45H15V44L13 43ZM155 45H154V46H155ZM180 45H181V44H180ZM180 45H179V49H181ZM185 45H188V44H185ZM185 45H184V47H185ZM189 45H190V44H189ZM195 45H196V44H195ZM25 46H24V47H25ZM44 46H46V45H43V47H44ZM48 46L50 47V44H49ZM156 46H155V47H156ZM177 46H176V47H177ZM196 46H197V45H196ZM200 46L202 47L203 45H200ZM208 46H209V45H208ZM211 46H212V45H211ZM218 46H219V45H218ZM15 47H16V46H15ZM15 47H14V48H15ZM24 47H23V49H24ZM33 47H32V48H33ZM46 47H47V46H46ZM46 47H44V48H46ZM206 47H207V46H206ZM2 48H3V47H2ZM18 48H16V49H18ZM21 48H22V45H21ZM34 48H33V50H34ZM170 48H172V47H170ZM177 48H178V47H177ZM188 48H190V47H188ZM194 48H195V47H194ZM219 48H220V47H219ZM0 49H1V48H0ZM25 49H26V48H25ZM48 49H49V48H48ZM179 49H177V50H179ZM184 49H185V48H184ZM206 49H207V48H206ZM263 49H264V48H263ZM263 49H262V50H263ZM4 50H5V49H4ZM6 50H7V52L9 51L7 48H6ZM10 50H11V48H10ZM18 50H20V49H18ZM42 50H43V49H42ZM42 50H41V51H42ZM182 50H183V49H182ZM187 50H189V49H187ZM192 50H193V49H192ZM214 50H215V49H214ZM214 50L212 51V53L214 52ZM216 50H217V49H216ZM216 50H215V51H216ZM222 50H223V49H222ZM0 51H2V50H0ZM11 51H14V50L12 49ZM16 51H17V50H16ZM41 51H40V52H41ZM170 51H171V52H170ZM183 51H184V50H183ZM194 51H195V50H194ZM7 52H6V53H7ZM40 52H39V53H40ZM42 52H43V51H42ZM42 52H41V53H42ZM189 52H190V51H189ZM2 53H3V52H1V54H2ZM44 53L46 54V50H45ZM181 53H182V52H181ZM192 53H193V52H192ZM192 53H190V54H192ZM200 53H201V52H200ZM216 53H217V52H216ZM219 53H220V52H219ZM3 54H5V53H3ZM47 54H48V53H47ZM47 54H46L45 56H47ZM186 54H187V53H186ZM186 54H185V55H186ZM194 54H195V52H194ZM196 54H197V53H196ZM202 54H203V53H202ZM209 54H210V53H209ZM217 54H218V53H217ZM185 55H184V56H185ZM211 55H212V54H211ZM215 55H216V54H215ZM219 55H220V54H219ZM219 55H218V56H219ZM14 56H15V57H14ZM42 56H43V55H42ZM181 56H182V55H181ZM186 56H187V55H186ZM190 56H191V55H190ZM192 56H193V55H192ZM195 56H196V55H195ZM203 56H204V55H203ZM216 56H217V55H216ZM216 56H215V59H216ZM4 57L2 58L1 55H0V63L2 62L1 58L4 59ZM187 57H188V56H187ZM196 57H197V56H196ZM207 57H209V56H207ZM212 57H213V56H212ZM229 57H230V56H229ZM17 58H18V59H17ZM42 58H43V57H42ZM48 58H49V57H48ZM189 58H190V57H189ZM197 58H199V57H197ZM197 58H196V59H197ZM204 58H206V56H205ZM210 58H211V57H210ZM220 58H221V56H220ZM5 59H4V60H5ZM45 59H46V58H45ZM181 59H182V57H181ZM183 59L185 60L186 58L183 57ZM194 59H195V58H194ZM206 59L208 60V58H206ZM211 59H212V58H211ZM215 59L213 58V60H215ZM227 59H228V58H227ZM4 60H3V63H4V62L6 63V60H5V61H4ZM202 60H204V59H202ZM202 60H201V62H202ZM207 60H206V61H207ZM217 60H218V59H217ZM37 61H38V59H37ZM39 61H41V60H39ZM39 61H38V62H39ZM189 61H190V60H189ZM189 61H188V62H189ZM224 61H225V60H224ZM193 62H194V61H193ZM195 62H196V61H195ZM195 62H194V63H195ZM198 62H200V61H198ZM214 62H215V61H214ZM214 62H213V63H214ZM5 63H4V64L1 63L2 66H4ZM35 63H37L36 66H37L39 69L34 67V66H35V65H34ZM40 63H41V62H40ZM43 63H44V60L42 61V64H43ZM194 63H193V64H194ZM196 63H197V62H196ZM217 63H218V62H217ZM1 64H0V65H1ZM211 64H212V63H211ZM219 64H220V63H219ZM33 65H34V66H33ZM48 65H49V64H48ZM189 65H190V64H189ZM203 65H204V64L202 63V66H203ZM206 65H207V64H206ZM215 65H216V64H215ZM8 66H10V65H8ZM196 66L199 67V65H196ZM220 66H222V64H220ZM220 66L217 67V69L220 68ZM32 67H33L34 69H36V70L38 69L37 72H36V70H35V72L38 73V74H37L38 76L36 75V73L33 72L34 70H33ZM197 67H196V68H197ZM206 67H207V66H206ZM206 67L204 66L203 68L205 69ZM208 67H209V65H208ZM208 67H207V68H208ZM223 67H224V66H223ZM183 68H184V69H183ZM188 68H189V67H188ZM191 68H192V67H191ZM203 68H201V70H202ZM209 68H210V67H209ZM212 68H213V67H212ZM215 68H216V67H215ZM60 69H61V68H60ZM147 69H148V68H147ZM152 69H153V68H152ZM199 69H200V68H199ZM220 69L223 70L222 68H220ZM220 69H219V70H220ZM190 70H192V69H190ZM197 70H198V68H197ZM206 70H207V69H206ZM206 70H205V73H206ZM210 70H211V69H210ZM210 70H209V71H210ZM219 70H218V71L216 70V71H217L218 73H220ZM38 71L42 74V78L39 77V76H41V74H40ZM45 71H47V68L45 69ZM49 71H50V69H49ZM187 71H188V70H187ZM195 71H196V70H195ZM195 71H194V72H195ZM203 71H204V70H203ZM194 72H193V73H194ZM199 72H200V71H199ZM213 72H214V71H213ZM217 72H216V73H217ZM223 72H224V71H223ZM50 73H51V72H50ZM191 73H192V72H191ZM209 73H210V72H209ZM214 73H215V72H214ZM6 74H8V75H6ZM199 74H201V73H198V76H199ZM207 74H208V73H207ZM211 74H212V73H211ZM211 74H210V75H211ZM220 74H221V73H220ZM220 74H219V75H220ZM10 75H9V76H10ZM193 75H194V74H193ZM201 75H202V74H201ZM212 75H213V74H212ZM11 76H10V78H11ZM150 76H151V77H150ZM156 76H155V77H156ZM196 76H197V74H196ZM196 76H193V77H196ZM204 76H205V75H204ZM213 76H214V75H213ZM52 77H53V76H52ZM155 77H154V78H155ZM190 77H191V75H190ZM190 77H189V78H190ZM193 77H192V79H193ZM217 77H219V76L217 75ZM221 77H223V76H221ZM221 77H220V79H222ZM40 78H41V79H40ZM43 78H44V79H43ZM50 78H51V77H50ZM206 78H208V77H206ZM209 78H211V77L209 76ZM215 78H216V77H215ZM18 79H19V81H18ZM46 79H45V80H46ZM48 79H49V78H48ZM48 79H47V80H48ZM203 79H205V78H203ZM220 79H219V80H220ZM235 79H236V78H235ZM47 80H46V81H47ZM187 80H189V79L187 78ZM187 80H186V82H187ZM209 80H210V79H209ZM213 80H214V79H213ZM0 81H1V80H0ZM6 81H7V83H6ZM6 81H5V83H6L5 85L8 84V80H6ZM197 81H199V79H198ZM203 81H204V80H203ZM203 81H201V82H203ZM207 81H208V80H207ZM216 81H218V80H216ZM216 81H215V82H216ZM221 81H222V80H221ZM221 81H220L219 83H222ZM233 81H234V80H233ZM17 82H18V83H17ZM199 82H200V81H199ZM205 82H206V81H205ZM209 82H210V81H209ZM211 82H212V79H211ZM211 82H210V83H211ZM213 82H214V81H213ZM234 82H235V81H234ZM12 83H9V84L11 85ZM47 83H49V80H48ZM192 83H194V82H192ZM210 83H209V84H210ZM216 83H217V82H216ZM0 84H1V83H0ZM9 84H8L7 86L10 87ZM13 84H15V83H13ZM13 84H12V85H13ZM16 84H15V85H16ZM62 84H63V80L58 78V80H57V82H56V86H57V88H58V91H57V92H59L60 88L62 87ZM165 84H166V85H165ZM186 84L188 85V87H187ZM202 84H204V83H202ZM207 84H208V83H207ZM209 84H208V85H209ZM2 85H3V84H2ZM5 85H4V86H5ZM12 85H11V86H12ZM44 85H47V84H44ZM192 85H193V84H192ZM208 85H207V86H208ZM214 85H215V84H214ZM214 85H213V86H214ZM219 85H221V84H219ZM224 85H225V84H224ZM49 86H50V85H49ZM49 86H48V87H49ZM203 86H204V85H203ZM213 86H210V87H213ZM216 86H217V85H216ZM43 87H44V86H43ZM45 87H46V86H45ZM45 87H44V88H45ZM162 87H161V88H162ZM190 87H191V88H190ZM195 87H197L196 89H198V91H199L198 93L196 92ZM205 87H206V86H205ZM217 87H218V86H217ZM222 87H223V86H222ZM228 87H229V86H228ZM4 88H6V86H5ZM4 88H3V89H4ZM21 88H22V89H21ZM44 88L42 89L43 92L45 91ZM53 88H54V87H53ZM159 88H160V87H159ZM189 88H190V89H189ZM213 88H215V87H213ZM220 88H221V87H220ZM224 88H225V87H224ZM6 89L8 90V88H6ZM6 89H4V90H6ZM45 89H46V88H45ZM146 89H147V90H146ZM165 89H166V88H165ZM194 89H195V90H194ZM204 89H205V88H204ZM204 89H203V91H204ZM207 89H208V88H207ZM211 89H212V88H211ZM216 89H217V88H216ZM216 89H215V91H216ZM4 90H3V91H4ZM11 90H12V89H11ZM156 90H157V89H156ZM208 90H209V89H208ZM218 90H219V89H218ZM1 91H2V90H1ZM9 91H10V89H9ZM9 91H7V92L9 93ZM46 91H47V90H46ZM46 91H45V92H46ZM55 91H56V90H55ZM151 91H150V92H151ZM209 91H210V90H209ZM212 91H213V90H212ZM215 91H214V92H215ZM219 91L222 92L221 89H220ZM226 91H227V90H226ZM11 92H12V91H11ZM45 92H44V93H45ZM48 92H49V91H48ZM150 92H149V93H150ZM154 92H155V91H154ZM160 92H162V89H161ZM160 92H159V90H158V93H159V94H160ZM205 92H206V91H205ZM210 92H211V91H210ZM227 92H228V91H227ZM1 93H2V92H1ZM4 93H5V94H8V93H6V91H5ZM4 93H3V94H4ZM12 93H13V92H12ZM12 93H11V94H12ZM15 93H16V92H15ZM15 93H14V94H15ZM44 93H43V95H44ZM54 93H55V92H54ZM164 93H163V94H164ZM193 93H194V94L196 93L197 95L193 96V95H194ZM229 93H230V92H229ZM46 94H47V93H45V95H46ZM48 94H49V93H48ZM153 94H154V93H153ZM156 94H157V93H156ZM159 94L157 95L158 97H159L160 95L163 96L162 93H161L160 95H159ZM206 94H207V93H206ZM210 94L212 95V93H210ZM221 94H223V93H221ZM12 95H13V94H12ZM154 95H155V94H154ZM200 95H204V94L201 93ZM217 95H218V94H217ZM227 95H228V94H227ZM3 96H5V95H2V97H3ZM13 96H14V95H13ZM161 96H160V97H161ZM196 96H197L198 98H197ZM204 96H205V95H204ZM215 96H216V95H215ZM0 97H1V96H0ZM39 97H41V98H43V99H41V98H39ZM48 97H49V98H48ZM53 97H54V96H53ZM149 97H150V96H149ZM195 97H196V98H195ZM200 97H201V98H200ZM219 97H220V94H219ZM223 97H225V96H223ZM3 98H6V97H3ZM150 98H151V97H150ZM150 98H149V99H150ZM154 98H157V97H154ZM194 98H195V100H194ZM205 98H206V96H205ZM205 98H204V99H205ZM207 98H208V96H207ZM211 98H212V96H211ZM217 98H218V96H217ZM226 98H228V96H227ZM1 99H2V98H1ZM39 99H40V100H39ZM151 99H152V98H151ZM163 99H165V95L163 96ZM208 99H209V98H208ZM208 99H207V100H208ZM212 99H213V98H212ZM221 99H222V98H221ZM156 100H157V99H156ZM160 100H161V99H160ZM166 100H164V102H166ZM180 100L183 101V102H182L183 105H179V107L182 106L181 108H178V110H180V111H177V110H176L177 112H175V110H173V109H176V107H177L176 105H178V103L181 102ZM215 100H216V99H214V101H215ZM49 101H51V99H50ZM52 101H54V100L52 99ZM168 101H167V102H168ZM172 101H173V103H171ZM218 101H219V100H218ZM220 101H221V100H220ZM225 101L227 102L228 100L225 99ZM225 101H222V103H223L224 105L226 104V103H224ZM13 102H12V104H13ZM162 102H163V100L161 101V104H162ZM193 102H194V103H193ZM208 102H209V101H208ZM211 102H213V101H211ZM229 102H230V101H229ZM52 103H53V102H52ZM149 103H150V102H149ZM157 103H159V101H158ZM196 103H197V104H196ZM206 103H207V102H206ZM213 103H214V102H213ZM215 103H216V102H215ZM50 104H51V102H50ZM159 104H160V103H159ZM159 104H155L154 106H157V105H159ZM163 104H164V103H163ZM167 104H168V103H167ZM203 104H204V103H203ZM71 105H72V104H71ZM170 105H171V107H170ZM197 105H198V106H197ZM209 105H210V104H208V106H209ZM214 105H215V104H214ZM220 105H222V104H220ZM47 106H48V105H47ZM47 106H46V107H47ZM145 106H146V117L148 118L149 122H151V119H150L149 116H150L151 114H153V113H152L153 111H154V114L156 113V112H155V107L152 105L153 107H152V106H151V107L154 108L153 111H152V112H148V110H147V105H145ZM159 106H162V105H159ZM163 106H164V105H163ZM165 106H166V105H165ZM174 106H175V107H174ZM186 106H185V108H186ZM188 106H187V107H188ZM201 106H202V105H201ZM227 106H228V105H226L225 107H227ZM230 106H231V104H230ZM42 107H43V108H42ZM71 107H72V106H71ZM196 107H197V108H196ZM209 107H210V106H209ZM212 107H213V109H214V106H212ZM212 107H210V108H212ZM215 107H217V106H215ZM47 108H48V107H47ZM47 108H46V109H47ZM152 108H151V109H152ZM161 108H164V107H161ZM161 108H158V107H157V109H156V110H157V113L160 112ZM172 108H173V109H172ZM201 108H200V109H201ZM227 108H228V107H227ZM23 109L27 111L26 113H24V114H26L25 116H27V117H25V118H27V119L24 118V115H23V117H22V115L20 116V110L23 111ZM48 109H49V110H48ZM48 109H47L48 112H49L50 110H53V109H50V107H49ZM59 109H60V108H59ZM165 109H166V107H165ZM165 109H164V110L162 109V110H163V111H162L163 114H162V113H161L162 115L159 114V117L162 116L161 118H163V115L165 114V112H164ZM183 109H182V110H183ZM189 109H187V110H189ZM203 109H201V110H202L203 113H205V112L203 111ZM219 109H220V108H219ZM41 110H42V112H41ZM71 110H72V109H71ZM184 110H183V111H184ZM209 110H210V109H209ZM215 110H217V109H215ZM228 110H229V109H228ZM22 111H21V112H22ZM167 111H166V112H167ZM192 111H193V112H192ZM199 111H200V112H199ZM210 111H211V110H210ZM213 111H214V110H213ZM226 111H227V109H226ZM6 112H7V111H6ZM6 112H5V113H6ZM23 112H24V111H23ZM50 112H51V111H50ZM195 112H196V113H195ZM202 112H201V113H202ZM218 112H220V111H218ZM223 112H224V111L222 110V113H223ZM229 112H233V111H230V110H229ZM10 113H11V115H10ZM45 113H46V111H45ZM51 113H52V112H51ZM54 113H55V111H54ZM149 113H150V114H149ZM169 113H168V114H169ZM213 113H214V112H213ZM225 113H226V112H225ZM6 114H7V113H6ZM21 114H23V113H21ZM49 114H50V113H49ZM49 114H48V115H49ZM55 114H56V113H55ZM59 114H61V113H59ZM148 114H149V115H148ZM166 114H167V113H166ZM168 114H167V115H168ZM171 114H169V115L172 116ZM181 114H180L179 116H181ZM209 114H210V113H209ZM216 114H217V112H216ZM223 114H224V113H223ZM228 114L231 115L230 113H228ZM39 115H40V114H39ZM41 115H42V114H41ZM44 115H45V114H44ZM50 115H51V114H50ZM217 115H218V114H217ZM219 115H220V114H219ZM224 115H225V114H224ZM226 115H227V113H226ZM233 115H234V114H233ZM233 115H232V116H233ZM36 116H37V114H36ZM157 116H158V115H157ZM164 116H166V115H164ZM173 116L171 117V119H173ZM176 116H177V115H176ZM187 116H185V117H187ZM210 116H211V115H210ZM213 116H214V115H213ZM213 116H211V117H213ZM220 116H221V115H220ZM1 117H2V118H1ZM8 117H9V118H8ZM44 117H46V116H44ZM44 117H43V118H44ZM166 117H167V116H166ZM208 117H209V116H207V118H208ZM214 117H215V116H214ZM217 117H218V116H217ZM217 117H216V118H217ZM222 117H223V116H222ZM222 117H221V118H222ZM233 117H234V116H233ZM235 117H236V116H235ZM35 118H36V117H34L33 121L35 120ZM41 118H42V117H41ZM46 118H47V117H46ZM68 118H69V117H68ZM168 118H170V117L168 116ZM174 118L177 119V117H174ZM178 118H179V117H178ZM207 118H206V119H207ZM223 118H224V117H223ZM225 118H226V116H225ZM227 118H228V117H227ZM22 119H25V121H23ZM37 119H38V118H37ZM44 119H45V118H44ZM155 119H156V122L159 121V119H158V120H157V118H155ZM164 119H165V118H164ZM164 119H163V121H164ZM171 119H169V121H170ZM175 119H173V120H171V121H175ZM201 119H202V121H201ZM230 119H233V118H230ZM49 120H50V118H49ZM66 120H67V119H66ZM160 120H161V119H160ZM167 120H168V119H167ZM167 120H166V121H167ZM222 120H223V119H222ZM234 120H235V119H234ZM28 121H27V123H29ZM40 121H41V120L39 119V122H40ZM44 121H46V119H45ZM44 121H42L43 124H44ZM166 121L164 122L165 126H164L163 123L160 124L159 127L156 126V127H158V130H157V131H159L160 128H161V129L163 128V129H162L163 132H162V130L159 131V132L161 133V134H160L161 136H162V135L165 136V135H164V134H165V132H164V131H165L164 127H166V128H170V127H171L172 131L174 132L173 128H176V129H177V128H180V127H181L180 124H182V123H179V122H180V121H179V122H178V123H179L178 125H180V126H178V125L175 123L176 127H172L173 123L170 122L172 125H169L170 123L168 124V122L166 123ZM176 121H177V120H176ZM212 121H213V120H212ZM230 121H231V120H230ZM34 122H35V121H34ZM34 122H33V123H34ZM39 122H38V123H39ZM69 122H70V121H69ZM149 122H148V123H149ZM159 122H160V121H159ZM161 122H162V120H161ZM161 122H160V123H161ZM223 122H224V121H223ZM225 122H226V121H225ZM33 123H32V125H33ZM38 123H37V124H38ZM216 123H217V122H216ZM221 123H222V122H221ZM226 123L228 124V121H227ZM231 123H232V122H231ZM231 123H230V124H231ZM35 124H36V123H35ZM40 124H41V123H40ZM40 124H38V125L40 126ZM71 124H73V123H71ZM71 124H70V125H71ZM166 124H167V125H166ZM222 124H223V123H222ZM156 125H159V124L156 123ZM168 125H169L170 127H168ZM218 125H219V124H218ZM225 125H226V124H225ZM228 125H229V124H228ZM5 126H4V127H5ZM73 126H74V125H73ZM73 126H72V127H73ZM154 126H155V123H154ZM161 126H162V127H161ZM177 126H178V127H177ZM182 126H183V124H182ZM186 126H185V128H184V126H183V127H182L183 129L181 128L183 131H182L181 129H180V130L183 132V135H182V136L185 135L184 138H185L186 141H187V138H188V137L190 138L191 136H188V135L184 134V129H186ZM188 126H190V127H188ZM202 126H203V125H202ZM202 126L200 125V127H202ZM216 126H217V125H216ZM216 126H215V127H216ZM229 126H230V125H229ZM229 126H227V127H229ZM30 127H31V126H30ZM30 127H29V128H30ZM33 127H34V125L32 126V130L35 131V132L38 131V130L40 129V128H38V130H37V129H34ZM41 127H42V126H41ZM200 127L198 126V127L195 128V129H196L195 132H196V133L198 132L197 134H199V132H200V131L197 130V128H199V130H200V129H201ZM224 127H226V126H224ZM35 128H37V125H35ZM206 128H207V129H206ZM217 128H219V127H217ZM4 129H5V128H4ZM30 129H31V128H30ZM30 129H29V131H30ZM214 129H216V128H214ZM221 129H222V128H221ZM224 129H225V128H224ZM32 130H31V131H32ZM69 130H70V129H69ZM150 130H151V128H150V125H149V132H150ZM168 130H170V129H168ZM178 130H179V129H178ZM178 130H177V131H178ZM180 130H179V131H180ZM201 130H202V129H201ZM203 130H202V132H203ZM217 130H218V129H217ZM217 130H215V131H217ZM219 130H220V129H219ZM7 131H8V130H6V132H7ZM26 131H27V130H26ZM33 131H32V134H30V135H29V133H31V132L28 133L29 136L26 135V132H25V135L27 136V138L24 139V137H26V136L24 135V133L22 134V135H24V137H23V136H22V137H18V136H17V135H18L17 133H16L17 135H16V134L13 135L11 132H8V133H11L12 135L10 134V135H7V136H9V137H6V134H8V133H6L5 130H4L3 134L6 133V134H4L5 136H4V135H1L2 133L0 134V135H1V136H0V147H1V143H2V142H1V137H2V136L6 137V138H9V139H10V136H11V138H12V136H15V137L17 136V138H15V140H16V139H19V138H20V140H22V138H23V140L26 141V139H27L28 142H25V141H23V140H22V141L25 142V146L30 145V144L32 143V139L30 140V138H31L30 136L33 135V134L35 133V132H33ZM157 131H156V132H157ZM170 131H171V130H170ZM172 131H171V132H172ZM179 131H178V132H179ZM213 131H214V130H213ZM220 131H221V130H220ZM75 132H76V129H75ZM159 132H157V134H158ZM171 132H168V131H167V134L170 133L171 135L176 136V135H175V134L177 133L176 130H175V132H174L175 134H174V133H171ZM182 132H181V134H182ZM185 132H186V133H189V132H187V129L185 130ZM204 132H205V131H204ZM204 132H203V134H205ZM207 132H208V131H207ZM207 132H206V134H208ZM70 133H71V132H70ZM162 133H163V134H162ZM192 133H193V132H192ZM192 133H191V135L193 136ZM200 133H201V132H200ZM39 134H40V133H38L37 135H39ZM43 134H44V133H43ZM73 134H75V133H73ZM177 134H180V133H177ZM201 134H202V133H201ZM212 134H213V133H212ZM214 134H215V133H214ZM214 134H213V135H214ZM34 135L36 136V134H34ZM34 135H33V136H34ZM77 135H79V133H78ZM168 135H169V134H168ZM168 135H166V136H167V137H170V135H169V136H168ZM189 135H190V134H189ZM199 135H200V134H199ZM209 135H211V134L209 133ZM216 135H217V134H216ZM20 136H21V135H20ZM35 136L33 137L34 139L37 137V136H36V137H35ZM79 136H80V135H79ZM79 136H78V137H79ZM177 136H178V135H177ZM195 136H196V135H194V137H195ZM197 136H198V135H197ZM201 136H202V135H201ZM211 136H212V135H211ZM4 137H2V139H3ZM28 137H30V138H28ZM180 137H181V136H180ZM180 137H179V139H180ZM186 137H187V138H186ZM194 137H193V138H194ZM45 138H46V137H44V139H45ZM73 138H74V137H73ZM73 138H72V139H73ZM76 138H77V137H76ZM159 138H160V137H159ZM159 138H157V139H159ZM165 138H166V137H165ZM172 138H175V137L172 136ZM172 138H171V139H172ZM177 138H178V137H176V141H177V143L179 144V141L182 140V139L179 140V139H177ZM184 138H183V140L185 141ZM197 138H198V137H197ZM208 138H209V137H208ZM4 139H5V138H4ZM4 139H3V140H4ZM36 139H38V137H37ZM36 139H35V140H36ZM40 139H41V138H40ZM42 139H43V137H42ZM47 139H48V138H46V140H47ZM77 139H78V138H77ZM80 139H81V137H80ZM163 139H164V138H163ZM169 139H170V138H169ZM169 139H168V140H165V139H164V140H165L166 143H168V146L172 147V146H173L172 144H174V142L172 143V140L170 139V140H171V143H172V144H170V143H169V141H170ZM5 140H6V139H5ZM7 140H8V139H7ZM12 140H13L14 143H15L14 138H12ZM29 140H30V141H29ZM35 140L33 141V143L35 142ZM48 140H49V139H48ZM191 140H192V139H191ZM204 140H205V139H204ZM215 140H216V139H215ZM217 140H218V139H217ZM221 140H222V139H221ZM10 141H11V140H10ZM17 141H19V140H17ZM38 141H39V140H37L36 142H38ZM60 141H61V140H60ZM154 141H156V140H154ZM158 141H159V140H157V145H158ZM173 141H175V139H174ZM176 141H175V143H176ZM196 141H197V140H196ZM201 141H202V140H201ZM213 141H214V140H213ZM4 142H5V141H4ZM6 142H7V144H8V141H6ZM58 142H59V141H58ZM77 142H78V141H77ZM79 142H80V141H79ZM165 142H164V143H165ZM189 142H190V141H189ZM194 142H195V141H194ZM214 142H215V141H214ZM20 143H21L22 145H21ZM20 143H19L20 147H21V146H24V145H23L24 143H22V142H20ZM27 143H29V144H27ZM41 143H43V142H41ZM44 143H45V142H44ZM80 143H81V144H80V145H81V148H80L81 151H80V152H82V139H81V142H80ZM159 143H160V142H159ZM166 143H165V146H166ZM180 143H182V145L180 144L179 146H184V145H183L184 142H180ZM185 143H186V142H185ZM187 143H188V142H187ZM187 143H186V144H187ZM198 143H199V141H198ZM2 144H3V143H2ZM4 144H5V143H4ZM9 144H10V143H9ZM9 144H8V145H9ZM26 144H27V145H26ZM49 144H50V142H49ZM62 144H63V143H62ZM68 144H69V143H68ZM151 144H152V143H151ZM160 144H161V143H160ZM160 144H159V145H160ZM162 144H163V143H162ZM178 144H176V145H178ZM190 144H191V143H190ZM10 145H11V144H10ZM17 145H18V143H17ZM38 145H39V144H38ZM38 145H37V146H38ZM56 145H57V144H56ZM176 145L174 144V146L172 147V148L175 150V152H176V150H177V148H176L177 146H176ZM192 145H193V144H192ZM199 145H200V144H199ZM215 145H216V144H215ZM5 146H7V145L5 144ZM5 146H4V148H5ZM11 146H13V145H11ZM25 146L22 147V148L25 149ZM31 146H34V145H31ZM40 146H41V147H44L43 144H41ZM45 146H48V145L46 144ZM61 146H62V145H61ZM78 146H79V145H78ZM162 146H163V145H162ZM162 146H161V147H162ZM168 146L166 147L167 149L169 148ZM186 146H187V145H186ZM188 146H189V145H188ZM13 147H14V146H13ZM48 147H49V146H48ZM50 147H51V146H50ZM50 147H49V148H50ZM75 147H76V146H75ZM157 147H158V146H156V148H157ZM174 147H175L176 149H175ZM190 147H191V146H190ZM193 147L195 148V146H193ZM193 147H192V148H193ZM212 147H213V146H212ZM1 148H2V147H1ZM1 148H0V151L3 150V149H1ZM15 148H17V146H16ZM30 148H31V147H30ZM30 148L26 147L27 150H28V149L31 150ZM32 148H33V147H32ZM45 148H46V147H44V149H45ZM49 148H48V149H49ZM52 148H54V147H52ZM77 148H78V147H77ZM172 148H171V150H172ZM187 148H189V147H187ZM187 148L185 147V148H183V150L185 149V151H186V150H188ZM5 149H6V148H5ZM11 149H12V148H11ZM80 149H79V150H80ZM159 149H160V148H159ZM161 149H163V148H161ZM9 150H10V149L8 148V151H9ZM46 150H47V149L43 150V154H44V152L46 153ZM150 150H152V149H150ZM153 150H154V149H153ZM156 150H157V149H156ZM179 150H181V149L179 148ZM179 150H177V151L179 152ZM13 151H14V149H13ZM17 151H18V150H17ZM37 151H38V150H37ZM49 151H50V150H49ZM172 151H173V150H172ZM181 151H182V150H181ZM193 151H194V150H193ZM3 152H4V150H3L2 152H0V153H3ZM5 152H7V151H5ZM5 152H4V154H5ZM9 152H10V151H9ZM38 152H39V151H38ZM50 152H51V151H50ZM50 152H47V153L50 154ZM60 152H61V151H60ZM77 152H78V150H77ZM159 152H161V151L159 150ZM175 152H173V153H175ZM244 152H245V151H244ZM13 153H15V152H13ZM13 153H12V154H13ZM26 153H27V152H26ZM30 153H31V152H30ZM33 153H35V151H34V152L32 151L31 155L29 154L31 158H34V157H32V156H34ZM70 153H71V152H70ZM154 153H155V151H154ZM157 153H158V152H157ZM161 153H162V152H161ZM171 153H172V152H171ZM173 153H172V154H173ZM184 153H185V152L183 151L182 156L180 155L181 152L179 153V155H178L177 153H175L176 155H175V154H173V155L171 154L170 156L168 155V156H166V157H168L167 161L170 160V161L173 163V162H177V161H179V160L181 159V157H183L184 155H185L186 157H188V154H187L188 151H187L186 154H184ZM8 154H9V153H8ZM8 154H5V155H3V156H6L7 159H9L8 156H9L11 153H10L9 155H8ZM35 154H36V153H35ZM49 154H48V155L46 154L45 156L42 155V156H44V158L48 156V160H46L47 158H46L45 160L43 159L44 163H47V162L50 163L49 160H51V157H52V156L50 155V158H49ZM193 154H194V153H193ZM199 154H200V153H199ZM7 155H8V156H7ZM14 155H15V154H14ZM52 155H53V154H52ZM56 155L58 156V154H56ZM60 155H61V154H60ZM76 155H77V154H76ZM155 155H156V154H155ZM165 155H166V154H165ZM177 155H178V156H177ZM3 156H2V157H3ZM11 156H13V155H10V157H11ZM15 156H16V155H15ZM15 156H14V157H15ZM35 156H36V155H35ZM54 156H55V155H54ZM57 156H56V157H57ZM80 156H81V155H80ZM258 156H260V155H257V157H258ZM0 157H1V156H0ZM2 157H1V161H0V162H2V161L4 160V159L2 160ZM14 157H13V159H14ZM40 157H41V155H40ZM40 157H39V158H40ZM66 157H67V156H66ZM74 157H75V156H74ZM74 157H73V159H74ZM156 157H157V156H156ZM4 158H5V157H4ZM25 158H26V157H25ZM25 158H24V159H25ZM57 158H58V157H57ZM63 158H64V157H63ZM67 158H68V157H67ZM7 159H5V160L3 161V164H4V162L7 163V164H5V166L8 165V161H6ZM37 159H38V158H37ZM41 159H42V157H41ZM41 159H38V160L41 161ZM68 159H69V158H68ZM76 159H77V158H76ZM250 159H252V158H250ZM10 160H11V159H10ZM15 160H16V159H14V162H15ZM252 160H253V159H252ZM27 161H28V160H27ZM59 161H60V160H59ZM248 161H251V160H248ZM17 162H18V161H17ZM35 162H36V161H35ZM54 162H55V161H54ZM73 162H74V161H73ZM251 162H252V161H251ZM251 162H250V163H251ZM18 163H19V162H18ZM27 163H28V162H27ZM36 163H37V162H36ZM41 163H42V161H41ZM49 163H48V164H49ZM64 163H65V162H64ZM76 163H77V162H76ZM76 163H75V164H76ZM246 163H247V162H246ZM9 164H11V163L9 162ZM14 164H15V163H14ZM19 164H20V163H19ZM39 164H40V162H39ZM54 164H55V163H54ZM60 164H61V163H60ZM165 164H167V163H164V166H166ZM252 164H253V163H252ZM0 165L3 166V167L0 166L1 168L5 169V168H4V165H2L1 163H0ZM11 165H12V164H11ZM11 165H9V166H10V173H11V168H12ZM37 165H38V164H37ZM44 165H45V164H44ZM49 165H51V164H49ZM49 165H48V166H49ZM242 165H244V163H243ZM250 165H251V164H250ZM9 166H8V168H9ZM40 166H41V165H40ZM42 166H43V165H42ZM45 166H46V165H45ZM62 166H63V165H62ZM6 167H7V166H6ZM22 167H24V166H22ZM34 167H37V166H34ZM50 167H52V166H49V168H50ZM53 167H56V166H53ZM251 167H252V166H251ZM258 167H259V166H258ZM258 167H257V168H258ZM1 168H0V171L3 170V169L1 170ZM8 168H7V169H8ZM13 168H14V167H13ZM13 168H12V169H13ZM39 168H40V167H39ZM42 168H44V166H43ZM47 168H48V167H47ZM47 168H45L46 170L44 169L45 172H47ZM64 168H65V167H64ZM241 168H242V166H241ZM253 168H254V167H253ZM255 168H256V167H255ZM255 168H254V170H256ZM7 169H5V170H7ZM58 169H59V168H58ZM244 169H245V168H244ZM258 169H259V168H258ZM5 170H3L2 174H4V173L7 174L6 172H9L8 170H7V171H5ZM30 170H31V169H30ZM40 170H41V168H40ZM48 170H49V169H48ZM50 170H51V169H50ZM53 170H54V169H53ZM63 170H64V169H63ZM75 170H76V169H75ZM55 171H56V169H55ZM31 172H32V171H31ZM34 172H35V171H34ZM253 172H254V171H253ZM253 172H252V168H251V174H252ZM12 173H13V172H12ZM249 173H250V171H249ZM50 174H51V173H50ZM10 175H11V174H10ZM16 175H17V174H16ZM48 175H49V174H48ZM244 175H245V174H244ZM0 176H1V175H0ZM8 176H9V175H8ZM17 176H18V175H17ZM26 176H27V175H26ZM42 176H43V172H42ZM44 176H45V174H44ZM28 177H29V176H28ZM168 177H170V176H168ZM168 177H167V178H168ZM250 177H251V176H250ZM252 177H254V174H253ZM2 178H3V176H2ZM2 178H0V179L2 180ZM6 178H7V177H6ZM11 178H14V177H11ZM17 178H18V177H17ZM30 178H31V177H30ZM34 178H35V177H34ZM37 178H38V177H37ZM48 178H49V177H48ZM170 178H171V177H170ZM3 179H4V178H3ZM18 179H20V178H18ZM46 179H47V178H46ZM168 179H169V178H168ZM168 179H167V181H168ZM171 179H172V178H171ZM246 179H247V178H246ZM1 180H0V182H1ZM9 180H11L10 177H9ZM9 180H7V181H9ZM12 180H13V179H12ZM30 180H31V179H30ZM14 181H15V180H14ZM14 181H13V183H14ZM169 181L171 182V180H169ZM169 181H168V182H169ZM4 182H5V181H4ZM10 182H11V181H10ZM2 183H3V182H2ZM16 183H17V182H16ZM3 184H5V183H3ZM3 184H2V186H3ZM14 184H15V183H14ZM17 184H18V183H17ZM169 184H170V183H169ZM7 185H8V184H7ZM23 185H25V184H23ZM26 185H27V184H26ZM170 185L173 186L172 184H170ZM0 186H1V184H0ZM8 186H9V185H8ZM8 186H7V187H8ZM18 186H20V184H19ZM153 187H154V186H153ZM9 188H10V186H9ZM149 188H150V187H149ZM1 189H3V188H0V190H1ZM6 189H7V188H6ZM20 189H21V188H20ZM152 189H153V188H152ZM152 189H150V190L148 191V196H149V195H154V194H152ZM8 190H9V189H8ZM13 190H14V189H13ZM16 191H17V189H16ZM21 191H22V190H21ZM173 191H174L175 193L178 192V191L176 192V189H174ZM3 192H4V191H3ZM3 192H2V193H3ZM18 192H19V191H18ZM251 192H252V191H251ZM20 193H21V192H20ZM178 193H179V192H178ZM178 193H177V194H178ZM215 193H216V194H215ZM5 194H6V193H5ZM12 194H13V193H11V195H12ZM16 194H17V192H16ZM214 194H215V196H216V195H220V194H222V193H221V192H220V193H219V192H218V193H217V192H214ZM227 194H229V193H227ZM178 195H179V194H178ZM223 195H224V194H223ZM251 195H252V194H251ZM0 196H1V195H0ZM17 196H18V195H17ZM167 196H168V195H167ZM224 196H225V195H224ZM228 196H229V195H228ZM12 197H13V196H12ZM12 197H11V198H12ZM179 197L182 198V197H183V194H182V196L179 195ZM219 197H220V196H219ZM229 197H230V196H229ZM6 198H7V197H6ZM6 198H5V199H6ZM11 198H10V199H11ZM16 198H17V197H16V195H15V199H14L13 201H15ZM6 201H8V200H6ZM150 201H152V203H153V202H154V198L151 197V198H150ZM9 202H10V201H9ZM148 202H149V201H148ZM13 203H15V202H13ZM199 203H200V202H199ZM149 204H150V203H149ZM149 204H148V205H149ZM146 207L150 208L149 206H146ZM148 210H149V209H148ZM210 211H211V210H210ZM171 217H172V216H171ZM1 219H2V218H1ZM161 220H162V219H161ZM166 221H167V220H166ZM128 222H129V219H128V221H127L126 223L128 224ZM126 223H125V224H126ZM129 223H130V222H129ZM167 223H168V222H167ZM169 223L171 224L170 221H169ZM172 223H173V222H172ZM123 225H124V224H123ZM128 226H129V225H128ZM132 226H133V225H132ZM146 228H147V227H146ZM181 229H182V228H180V230H181ZM129 230H130V229H129ZM124 231H125V230H124ZM180 233H181V232H180ZM122 234H123V233H122ZM156 236H157V235H156ZM175 237H176V236H174V239H175ZM178 238H179V237H178ZM172 239H173V238H172ZM178 240H179V239H178ZM172 241H173V240H172ZM175 241H176V240H175ZM148 242H149V241H148ZM175 243H176V242H175ZM195 243H196V242H195ZM195 243H194V244H195ZM198 243H199V242H198ZM196 245H197V243H196ZM196 245H193V246L196 247ZM201 245H202V244H201ZM131 246H132V243H131ZM188 246H189V245H188ZM146 247H147V246H146ZM191 247H192V246H191ZM195 247H194V248H195ZM129 249H130V248H129ZM152 249H153V248H152ZM189 249H190V248H189ZM196 249H197V248H196ZM196 249H195V250H196ZM199 249L201 250L200 247H199ZM130 250H131V249H130ZM142 250H143V249H142ZM148 250H149V249H148ZM200 250H199V251H200ZM203 250H204V249H203ZM150 251H151V250H150ZM193 251H194V249H193ZM153 252H154V251H153ZM188 252H189V251H188ZM188 252H187V253H188ZM190 252H191V250H190ZM197 252H198V251H197ZM201 252H202V251H201ZM150 253H151V252H150ZM195 253H196V252H195ZM198 253H199V252H198ZM152 254H153V253H152ZM189 254H190V253H189ZM153 255H154V254H153ZM193 255H194V254H193ZM187 256H188V255H187ZM259 256H260V255H259ZM192 257H193V256H192ZM194 257H196V256H194ZM199 258H200V257H199ZM189 259H190V258H189ZM197 259H198V258H197ZM197 259H196V261H197ZM194 260H195V259H194ZM189 262H191V261H189ZM193 262H194V261H193ZM187 263H188V262H187ZM195 263H196V262H195ZM149 264H150V263H149ZM192 264H193V263H192Z\"/></svg>","mask_w":264,"mask_h":264},{"label":"crops","instance_id":"crops-1","mask_svg":"<svg viewBox=\"0 0 264 264\" xmlns=\"http://www.w3.org/2000/svg\"><path fill=\"white\" fill-rule=\"evenodd\" d=\"M176 216H178V215H175V217H176ZM175 217H174V218H175ZM125 225H127V223L124 224V225H122V227H121V228H122V233H123V228H124ZM122 237H123V234H122Z\"/></svg>","mask_w":264,"mask_h":264}]
</instances>
